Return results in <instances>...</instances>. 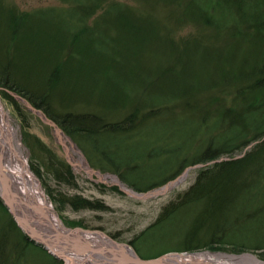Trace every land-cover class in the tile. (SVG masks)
Returning <instances> with one entry per match:
<instances>
[{"label":"rangeland","instance_id":"obj_1","mask_svg":"<svg viewBox=\"0 0 264 264\" xmlns=\"http://www.w3.org/2000/svg\"><path fill=\"white\" fill-rule=\"evenodd\" d=\"M205 1L201 3L209 7L205 10L213 7V3ZM116 4H123V10H117ZM193 6V0H0V76L13 78L41 103L38 107L28 100L34 108L58 120L59 127L83 153L88 163L84 168L88 165L109 175L100 180L95 172L84 171L80 156L71 150L69 142L62 143L53 127L0 80V101L19 134L30 171L65 227L102 231L119 242L130 243L143 259L184 253L186 241L193 246L204 245L212 224L196 222L207 211L228 219V208L213 206L219 188L208 189V196L202 195L199 202L196 199L179 209L173 222L164 224L160 217L163 205L174 192L192 185L197 167L210 164L212 159L189 168L183 180L171 189L172 195L170 192L139 200L124 193L119 181L132 180L145 188L141 191H151L193 166L190 161L204 155L208 139L216 144L224 133L231 135L232 126L227 124L231 118L225 109L241 107H236L241 99L237 97L248 85L241 76L252 70L245 65L246 56L255 58L258 65L264 59V24L258 30L261 25L254 22L256 28L243 18L233 15L232 20L230 10L238 11L233 0H216V20L209 22L202 18L206 13ZM258 8L264 11V0H260ZM225 15L230 20L227 25L213 23ZM11 17L18 19L17 25L11 23ZM260 72L263 73L257 75ZM257 73L255 70L248 76L263 81L260 76L264 77V70ZM115 78L121 80L119 85L114 83ZM226 79L230 83L225 84ZM84 113L95 114L100 119L99 128L105 130L108 126L109 134H97L80 142L76 132L60 125L66 115ZM225 115L224 120L213 124ZM247 129L249 137L254 130ZM263 137L232 157L244 156ZM66 145L73 154H68ZM220 158L218 161L223 160ZM183 164V168L179 167ZM64 165L73 174L69 183L55 176ZM234 178L242 183L237 187L250 189L236 197L235 215L245 219L242 229L247 233L237 238L254 245L253 249L235 254H253L264 263V257L258 254L264 247V229L262 234L248 235L264 225L262 161L249 165ZM154 182L162 183L148 187ZM59 193L78 195L98 206L74 209L60 202ZM0 199L5 206L0 208V229L13 240L17 233L4 218L10 212L4 199ZM232 217L229 213V219ZM66 219L80 221L84 226L70 224ZM191 219L196 220L197 235L187 239L189 235L181 233H186V225L174 223ZM13 222L20 229L14 218Z\"/></svg>","mask_w":264,"mask_h":264},{"label":"trees","instance_id":"obj_2","mask_svg":"<svg viewBox=\"0 0 264 264\" xmlns=\"http://www.w3.org/2000/svg\"><path fill=\"white\" fill-rule=\"evenodd\" d=\"M229 1V0H226ZM236 4L237 12H232L230 10L229 17L233 20L234 16L243 18L246 23H250L251 26H254L259 24L261 26H257L258 30L262 29V25L264 24V17L263 13L264 11L260 10L258 8V5H260V0H233ZM206 4L213 3L209 10H205L209 7H203L201 5L202 0H193V4L195 7V10L200 9L201 13H206L204 18L205 22H209V20H216L215 19V7L214 4L216 3V0H206ZM219 3V2H218ZM117 10L122 11L123 10V4H116ZM254 9V10H253ZM211 10H214L210 13ZM118 11V12H119ZM234 15V16H233ZM224 16V15H223ZM228 17V18H229ZM254 17L257 18V22L254 21ZM227 16L225 15L224 18L220 17L218 21H214L213 23H220L223 22L227 25L228 20ZM262 18V19H260ZM11 23L14 25L18 23V19H13L11 17ZM255 25H254V23ZM230 24V23H229ZM238 24V23H237ZM256 28V27H255ZM244 31L241 33L243 34ZM239 33V35H242ZM246 56V55H245ZM264 58V57H263ZM262 60V59H261ZM260 60V61H261ZM257 60L255 58H251V56L247 55L245 60V65H248L250 67L249 73H244V75L241 76V79L244 80L248 85L246 88H242L240 91L241 94L238 95V99H240V103L236 104V107L240 108L233 109L228 108L225 109L226 115L230 116L231 123H227L228 125L232 126V132L231 135H229L228 132L223 134V138L219 139L221 140L218 144L216 140V144H212V138L208 139L205 142V146H207V151L204 152V155L199 156L195 158L194 160L190 161L191 165H194V163H201L205 162L207 160H215L220 158V156H230L234 153H237V151H242L249 142L257 140L258 138H262L264 136V77L260 78L263 81H259L257 79H251L249 76L253 75L252 72L256 70V73L260 70H264V59L263 64L258 65ZM7 71H5L6 74ZM1 73V72H0ZM263 72L257 73V75L261 74ZM2 74V73H1ZM249 75V76H248ZM5 76V75H4ZM7 79L5 77L0 76V80H2V84L5 87H8L12 91L16 92L17 94H21L27 98V100H31L36 106L40 107L39 105L41 103H38L36 98L32 96L30 91L24 89L19 84L15 82V80L12 78H9L7 76ZM113 77L111 76V79ZM228 79H226L227 81ZM114 83L119 85L121 82L120 79L115 78ZM219 83L221 82L219 79H217ZM225 84L230 83L229 81L224 82ZM245 90V93H244ZM238 91V90H237ZM251 95V97H250ZM250 98V99H249ZM46 112H48L46 110ZM49 114V113H48ZM226 115L224 118L222 116L216 121L214 120V123L221 122L226 118ZM234 115V117H233ZM58 121V120H56ZM59 123V122H58ZM65 124L66 128L69 131H72L73 133L76 132L77 135L80 138L77 139L78 141H88V138L90 136H95L97 134H109L110 130L108 126H106L105 130H102L103 128L100 125V119L97 118V116L94 114H78V115H66L64 118H62V123L60 125L63 126ZM252 128L254 132L251 136L248 137V131ZM214 129V128H213ZM91 138V137H90ZM109 160H113L112 157L108 156ZM260 161H262V164L264 165V139L258 143L254 148L249 150L244 156L240 158H231L226 159L222 161H218L214 163H210L208 165L197 167L196 170V176L195 181L192 185H190L188 188L193 190L186 194L181 195L177 201H175L173 204L167 203L164 205L163 214L162 217L170 222L172 220L171 215L174 211H177V209L185 208L188 204L196 201L199 202L202 198L200 196H208L210 191L204 192V189H215L219 188V193L217 192V197L214 199L215 203L221 200H228L230 199L231 202H236L238 199H236L237 194L242 191H249L250 189H245L242 187H237V185H241V182L237 183V178L235 179L234 176H237L238 174H241V171L243 172V169L247 168L249 165L259 164ZM189 163V162H188ZM116 168H118V165H116ZM185 165H181L179 167L183 168ZM64 167V168H63ZM61 168V167H59ZM261 170V168H259ZM55 176L58 180H64L68 183L72 180L73 174L71 173V169L64 165L62 166L61 170L56 171ZM242 181H247V179H243ZM250 182V180H249ZM248 182V184H249ZM128 186H131L137 191L144 190L145 188H140L135 182L130 180L127 182ZM162 182H154L152 185H148V187H152L155 185H158ZM247 184V185H248ZM237 187L238 189L234 188ZM248 188V187H246ZM149 189V188H147ZM224 189V190H223ZM59 196H62L60 199V202L64 205L68 204L72 206L74 209L78 208H95L98 206V204H94L89 202L88 200L81 198L80 196H64L61 193H59ZM51 196V194L49 193ZM55 196H52L53 202H56ZM199 197V198H198ZM205 199V198H203ZM5 207L4 204L2 205V200L0 199V208ZM100 207V206H99ZM98 207V208H99ZM7 209V208H6ZM11 225V230H15L17 233V237L13 238L11 240L10 236L8 234L5 235L6 231L3 229H0V264H63V261L53 254H51L49 251L45 250L40 244L34 242L31 240L25 232H22L20 230L15 222H13V218L10 215L7 217H4ZM15 221V220H14ZM70 224H80L83 225L80 221H72L69 219H66ZM157 225V224H156ZM154 225L153 227H156ZM151 228V227H149ZM20 232V234H19ZM8 236V237H7ZM28 250L32 251L30 252V255H28ZM12 251V252H11ZM27 257H30V259L27 261Z\"/></svg>","mask_w":264,"mask_h":264},{"label":"water","instance_id":"obj_3","mask_svg":"<svg viewBox=\"0 0 264 264\" xmlns=\"http://www.w3.org/2000/svg\"><path fill=\"white\" fill-rule=\"evenodd\" d=\"M15 97L23 100L27 106L30 108L31 111L36 113L40 118L43 119V121H46L50 126L53 127L54 131L65 141L67 140L70 144V147H73L75 150L74 152H77L80 156L82 162V167L84 171H87L89 173L95 172L98 176V179L102 178H108L109 175H104L99 173L98 171L93 170L90 166L85 164L87 161L85 160L83 153L80 152L78 147L71 141V139L65 134V131H63L59 125L54 121L51 120L46 113L43 110H39L34 108L30 101L24 99L21 96H17L16 93H13ZM264 138V137H263ZM254 142H250L247 144L248 147L252 146ZM247 148V147H246ZM226 158H220L223 160H226ZM219 159H215L213 161H210L208 163H213L215 161H218ZM88 164V163H87ZM201 164L196 163L193 166H189L184 168L183 172L173 178L172 181H169L165 184H163L160 187L154 188L151 191H137L131 186H128L127 183H121L119 181V184L121 186V189L124 193L131 194L136 199H152V197L162 195L164 192L171 190L173 186L181 182L184 178V176L187 174L189 168L200 166ZM94 174V173H93ZM115 179H117L116 176H113ZM0 180L5 181L6 185L9 187V194L7 196V200L4 199V203L9 210L11 216L14 218V220L17 221L18 226L21 230L25 231L27 236L33 240L34 242L40 244L43 246V248L47 251H49L51 254L56 256L57 258L64 261L63 264H80V261L77 260L76 257H79V254L85 255L86 253L91 252H102L105 250H110L109 248H115L116 251L119 254V260L117 261L118 264H241V261H236L232 259H237L236 257H239L236 254H225V253H213L209 252L207 253H166L165 255L157 256L153 259H142L138 256L136 250L134 247H131L128 243L125 242H119L114 237H110L109 235L105 234L102 231H97L94 229H85L83 227H65L62 223L61 218H59L56 210H54V207L51 206V203L48 202L46 205L45 199L43 196L45 195L42 187L40 186V183L38 182V186L40 189V192H42L43 195H36L35 193L32 194H26L23 197V200H19L15 190L16 188L13 185V179L11 180L9 178L4 177L3 171L0 169ZM118 183V181H117ZM40 196V197H39ZM40 198V200L38 199ZM13 199H18L20 202L19 204H15L13 202ZM49 201V200H48ZM24 210L27 214L24 213ZM47 216L51 217L52 219H49L47 221H58L60 223V226H55L50 223L46 224ZM85 239V241L89 242L88 244L83 242L82 245L84 246L85 250L80 249L82 246H80L81 241ZM67 246L64 247L63 246ZM105 249V250H104ZM92 254V253H91ZM251 255V254H250ZM253 255V254H252ZM222 256H225V258H222ZM255 256V255H254ZM68 262V263H67ZM84 262V260H83ZM260 261H258L259 263ZM112 263V262H111ZM116 263V262H115ZM260 264H263L260 262Z\"/></svg>","mask_w":264,"mask_h":264},{"label":"bare ground","instance_id":"obj_4","mask_svg":"<svg viewBox=\"0 0 264 264\" xmlns=\"http://www.w3.org/2000/svg\"><path fill=\"white\" fill-rule=\"evenodd\" d=\"M59 138L62 143L65 141L64 139H66L65 137H63V139L61 137ZM21 146L22 144L19 139V134L17 133V130L12 125V123H10L9 113L4 110L3 104L0 101V169L3 171L4 177L9 178L10 180L11 178L13 179V185L16 188L15 192L19 200L22 201L23 197L26 194H43L42 192H40L36 176L30 171L29 165H27V158L24 154H22ZM65 147L67 148L66 150L68 154L69 152H72L71 150H75L73 147H70V150L67 145ZM113 179L117 181L114 177ZM5 183V181L0 180V196L7 200V196L9 194V187ZM43 198L45 199L47 205V203L49 202L47 197H45L44 195ZM38 199L40 200V198ZM19 200L13 199V202L15 204H19ZM24 213L27 214L25 210ZM47 218L48 219H46L45 221L46 224L50 223L55 226H60V223L58 221H47L49 219H52L49 216H47ZM83 242L85 243V245L89 242L85 241V239L81 241L80 246H82V248L80 249L85 250V248H83L84 246L82 245ZM64 247L67 246L65 245L63 246V248ZM109 249L110 250L104 249L105 251H102L101 253L91 252V254L88 252L85 255L81 253L79 254V257L76 258L80 261V264H118V252L115 248ZM222 258H225V256H222ZM236 258L237 259L232 260L241 261V264H260V262L258 263L254 255L246 254Z\"/></svg>","mask_w":264,"mask_h":264},{"label":"flooded vegetation","instance_id":"obj_5","mask_svg":"<svg viewBox=\"0 0 264 264\" xmlns=\"http://www.w3.org/2000/svg\"><path fill=\"white\" fill-rule=\"evenodd\" d=\"M193 191L189 188H184V189H179L177 190V192H174L176 194H174V196L172 198H170L167 202L170 204H173L175 201H177L179 199V197L181 195L184 196V194ZM209 191L207 188L204 189V192ZM171 195L172 190H168L166 192H164L163 194H167L170 193ZM155 198V197H154ZM201 198V197H200ZM212 204H214L213 206L215 207H221V208H228L227 211H225V218L228 219H222L221 217H218L219 213L215 216L214 214L210 213L207 211V213L203 214L204 218L203 219H198V221L196 223H202V224H206V221L211 222L212 224V228L213 230L211 231V235L208 236V241L206 243H204V245H197V246H193L192 244H188L187 243V239L194 237L193 235H197L196 233V223L194 219L191 220H186L184 222L182 221H178L175 222V224L179 225V224H183L186 225L187 229L185 230L186 233L181 232L184 236L189 235V237L184 240L186 241L184 246V253H192V252H198V251H203V252H207V253H225V254H235V253H241V251H245L248 249H253L252 246H254L252 243L249 244L248 242H245L243 239H238L237 236H247V233L244 234L243 231V226H245V219L242 218H238V216L235 215L236 210H235V204L236 202H231L230 199L228 200H221L218 201L217 203L213 202ZM164 207V205H163ZM162 211H160V217L161 219L164 221L165 219L162 217ZM181 209V208H180ZM179 209H177L178 211ZM174 211L173 214L171 215L172 220L170 222H173V219L178 216L176 215L178 212ZM222 211H224V209H222ZM214 213V212H213ZM229 213L231 215H233L232 218L229 219ZM167 220L164 222V224L166 223H170ZM264 229V225H261V227L257 228L255 231L252 230L254 233H248V235L251 237V235L255 234V232H259L262 234ZM226 230H230L229 234L226 233ZM236 235V239L234 238V236ZM249 237V238H250ZM248 238V239H249ZM264 241V240H263ZM127 243V242H125ZM131 247L132 245L130 243H128ZM264 244V243H263ZM259 246V245H257ZM257 249V248H256ZM137 252V251H136ZM177 252V251H176ZM176 252H172V253H176ZM181 253V252H178ZM138 254V253H137ZM261 257H264V247L261 248V251L258 253ZM138 256L140 257V255L138 254ZM142 258V257H141ZM143 259V258H142Z\"/></svg>","mask_w":264,"mask_h":264}]
</instances>
